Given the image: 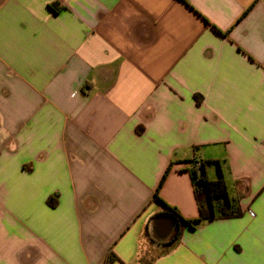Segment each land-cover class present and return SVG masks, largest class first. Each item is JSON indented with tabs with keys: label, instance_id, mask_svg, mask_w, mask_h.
Here are the masks:
<instances>
[{
	"label": "crops",
	"instance_id": "obj_1",
	"mask_svg": "<svg viewBox=\"0 0 264 264\" xmlns=\"http://www.w3.org/2000/svg\"><path fill=\"white\" fill-rule=\"evenodd\" d=\"M0 264H264V0H0Z\"/></svg>",
	"mask_w": 264,
	"mask_h": 264
},
{
	"label": "trees",
	"instance_id": "obj_2",
	"mask_svg": "<svg viewBox=\"0 0 264 264\" xmlns=\"http://www.w3.org/2000/svg\"><path fill=\"white\" fill-rule=\"evenodd\" d=\"M52 8L54 11L58 10L55 7ZM207 163L210 162L201 163L200 169H190V177L194 186V196L198 205V217L196 219H184L176 208L165 204L156 194V200L166 210V214L177 224V228L168 242V247L170 248L180 240L183 230L187 227L197 229L200 225L210 223L216 219H233L244 215L240 206L241 197L239 196L230 200L228 197V186L221 170L218 168L219 178L217 180H210L205 169ZM168 172L169 169L163 176L161 184L164 182ZM48 204L55 207V202L51 204V200ZM112 258L113 255L111 254L106 261H110Z\"/></svg>",
	"mask_w": 264,
	"mask_h": 264
},
{
	"label": "rangeland",
	"instance_id": "obj_3",
	"mask_svg": "<svg viewBox=\"0 0 264 264\" xmlns=\"http://www.w3.org/2000/svg\"><path fill=\"white\" fill-rule=\"evenodd\" d=\"M206 169H207V171H209V173H210V169H211V172H212L211 175H209L208 178L214 179V180H217L219 178V171H218L217 164H215L213 162L207 163L206 164Z\"/></svg>",
	"mask_w": 264,
	"mask_h": 264
},
{
	"label": "water",
	"instance_id": "obj_4",
	"mask_svg": "<svg viewBox=\"0 0 264 264\" xmlns=\"http://www.w3.org/2000/svg\"><path fill=\"white\" fill-rule=\"evenodd\" d=\"M170 219V222H171V228H170V231L168 232V235L175 229L177 228V224L174 220H172L171 218Z\"/></svg>",
	"mask_w": 264,
	"mask_h": 264
},
{
	"label": "built area",
	"instance_id": "obj_5",
	"mask_svg": "<svg viewBox=\"0 0 264 264\" xmlns=\"http://www.w3.org/2000/svg\"><path fill=\"white\" fill-rule=\"evenodd\" d=\"M192 168H194V169H200L201 168V162L195 161L192 164Z\"/></svg>",
	"mask_w": 264,
	"mask_h": 264
},
{
	"label": "flooded vegetation",
	"instance_id": "obj_6",
	"mask_svg": "<svg viewBox=\"0 0 264 264\" xmlns=\"http://www.w3.org/2000/svg\"><path fill=\"white\" fill-rule=\"evenodd\" d=\"M166 218V217H165ZM170 236H172V235H170Z\"/></svg>",
	"mask_w": 264,
	"mask_h": 264
}]
</instances>
